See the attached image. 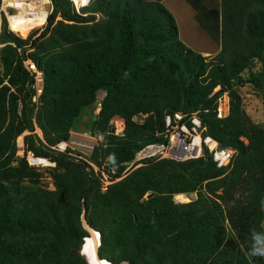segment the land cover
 Wrapping results in <instances>:
<instances>
[{"label": "trees", "instance_id": "1", "mask_svg": "<svg viewBox=\"0 0 264 264\" xmlns=\"http://www.w3.org/2000/svg\"><path fill=\"white\" fill-rule=\"evenodd\" d=\"M51 1L47 24L35 37L15 36L2 16L0 264H87L77 252L87 237L83 207L100 235L99 257L112 264H264L248 255L252 232L260 233L264 221V127L249 120L231 90L258 58L253 84L264 94V0H179L188 12L178 16L164 0H89L81 7L85 16L73 13L70 0ZM191 24L197 37L207 34L219 46L213 59L202 55L211 48L194 50L181 40L180 27ZM26 59L43 73L37 104ZM100 89L105 95L93 130L105 142L87 160L69 147L55 152L51 146L69 138L73 120ZM226 90L229 111L218 118L217 100ZM175 112H197L205 134L235 151L231 164L217 167L207 152L181 162L133 160L143 146L165 141V116ZM140 114L146 115L140 122L132 119ZM115 115L124 119L122 135L109 125ZM34 124L42 139L30 133L26 138L38 144L27 149L54 154L53 190L42 188L26 158L16 155L15 137ZM98 149L113 181L104 190ZM136 163L145 165L131 168ZM191 192L195 199L174 202L173 194ZM226 221L234 237L226 235ZM39 235L79 246L28 239ZM108 237L116 259L100 253Z\"/></svg>", "mask_w": 264, "mask_h": 264}, {"label": "rangeland", "instance_id": "2", "mask_svg": "<svg viewBox=\"0 0 264 264\" xmlns=\"http://www.w3.org/2000/svg\"><path fill=\"white\" fill-rule=\"evenodd\" d=\"M43 1V7L48 4V10H46L47 14L44 19L41 18H24L22 21H12L10 20L11 15H16V14H21L24 12L22 8H16L15 7H6L4 8V0H0V30H1V24H2V16L5 18L6 22V27L7 30H9L11 33H13L17 37L21 38H26L29 34L36 32L34 35L37 36L41 33V31L45 28L47 24V18L50 12L52 11V1L51 0H42ZM72 1L70 3V7L73 10L74 14L80 15V16H85L86 13L81 12V7L85 6L83 4L89 2V0H70ZM27 3H30L29 0H27ZM163 3L168 7V9L174 13L176 16L182 14L186 15L188 12V8L185 5L184 2L181 4L179 0H164ZM179 3V4H178ZM86 4V5H87ZM12 12H9L12 10ZM41 10H38L37 13H40ZM186 13V14H185ZM26 14H31V11H27ZM60 17H56V21L59 20ZM191 20V18L186 19V21ZM8 22V25H7ZM180 24V22H178ZM9 27V29H8ZM185 30H187V33H185ZM13 31V32H12ZM180 38L182 41H184L187 45L191 46L194 50H204L205 49L211 48L213 51L212 53H207L203 52L202 55L206 58V60H211L213 59L214 54L219 50V46L215 44L214 42H210V37L207 34H202V36L197 37L196 36V29L194 26L191 24L190 27H183V29L180 27ZM16 33V34H15ZM2 45L0 44V48ZM1 56V55H0ZM261 70V63L258 60V58H252L248 66L241 71L239 75V79L232 85L231 90H235L237 92L240 103H241V108L244 111V113L247 115L249 120L255 124H258L262 127H264V94L260 89H256L254 87L253 81L258 75V73ZM2 66L0 63V76L2 75ZM6 80V79H4ZM5 83V81H4ZM218 86L214 88V91L218 90ZM225 92L228 93V90ZM105 95V90L100 89L96 92V98L94 102L86 107H83L80 111V113L77 115V117L73 120V123L70 128L69 132V138L66 141H61L55 146H51L52 149H54L55 152H65V148L69 147L74 151L80 152L82 155H78L72 152H68L70 155H78L82 158L88 159V157L84 156H89L92 149L94 147H100L101 142H105L104 136L97 134V132H94V128L96 126V117L100 109V103L102 101L103 96ZM221 98V104L224 103V101L227 100L225 95ZM229 97V96H228ZM18 113H20V105L18 106ZM124 119L118 115L113 116L109 120V125L112 126L113 132H118L124 129ZM30 133H35L37 134L41 139H42V134L37 126V124H34V130L30 132L29 130L25 129L23 132H21L18 136L15 137L14 142H15V147H16V155L20 156L22 155L23 157L26 158L28 165L33 167V172L30 174L34 179L37 180L39 185L48 190H53L55 188L54 185V179H53V167L55 166V161H53V153H50L49 155L43 157V156H36L34 155L31 150L27 149L28 144L33 143V144H38L36 140H28L26 136H28ZM114 133V134H115ZM67 152V151H66ZM98 154L99 160L102 162L103 168H100V174L102 176V180L107 179L105 177H108L110 175L108 169H106L105 161L106 157H103L102 150L98 149ZM42 158V162H34L32 158ZM141 165V163H136V164H131V168H135ZM95 171H98L97 167H94ZM126 169H129L127 167ZM125 175V174H124ZM123 175V176H124ZM123 176L117 178L116 180L121 179ZM23 180H27L26 177H22ZM115 180V181H116ZM108 182L109 179L105 180V182ZM110 184V183H109ZM103 186V184H102ZM105 188H102L104 190ZM0 193V197H1ZM183 196L184 198H181L180 196ZM146 196V195H145ZM144 196V197H145ZM196 192H191V193H175L173 194V200L176 203H184V202H189L190 200H193L196 198ZM186 198V200H185ZM82 214L84 215V219L86 220L87 223V216L85 214V209L83 207V212ZM81 214V216H82ZM81 216H80V221H81ZM88 224V223H87ZM226 224V235L227 236H232L234 237V233L231 231L230 226L228 225L227 221L225 222ZM82 231L87 233V237H85V243L87 241V238L91 236V233H88L82 226ZM264 234V221L261 222V232ZM90 234V235H89ZM89 235V236H88ZM29 240H33L36 242H39L43 244L44 246H59L62 245V249H69L73 250L76 249L79 244L76 242H69L66 241L64 238L57 239V238H52L50 236H45V235H39V236H34L28 238ZM84 239V238H83ZM83 241V240H82ZM100 241V240H99ZM114 240L111 239L110 237L107 238V241L105 242V246L101 248L100 253L102 255H107L111 256L114 259L118 257V252L116 251V244L114 245ZM100 245V244H99ZM78 249V254L79 253ZM99 250V246H98ZM81 255V254H80ZM82 256V255H81ZM107 261V260H105ZM108 262V261H107ZM126 261H121L120 263H125ZM119 263V264H120Z\"/></svg>", "mask_w": 264, "mask_h": 264}, {"label": "built area", "instance_id": "3", "mask_svg": "<svg viewBox=\"0 0 264 264\" xmlns=\"http://www.w3.org/2000/svg\"><path fill=\"white\" fill-rule=\"evenodd\" d=\"M24 65L33 78L32 87L35 91L33 101L37 104L43 88V73L30 59H26ZM222 95H225L227 100L221 104L220 100L223 96L218 98L216 107V116L218 118H224L229 111L228 93L224 92ZM144 116L146 115H135L132 119L140 122ZM205 131L206 128L197 112L191 113L189 116L180 112H175L172 115L168 114L165 116V129L160 133L165 141L143 146L135 154L133 160L155 158L181 162L198 159L207 152L211 155L217 167L230 165L235 151L232 148L220 146L216 140L205 134ZM115 134L122 135L123 129ZM105 178L109 179L110 177ZM107 179L102 180V188H106L109 183L113 182L112 179L105 182Z\"/></svg>", "mask_w": 264, "mask_h": 264}, {"label": "bare ground", "instance_id": "4", "mask_svg": "<svg viewBox=\"0 0 264 264\" xmlns=\"http://www.w3.org/2000/svg\"><path fill=\"white\" fill-rule=\"evenodd\" d=\"M30 3H27V0H4V8L6 7H15L22 8L24 10L21 14L11 15L10 20L12 21H22L24 18H41L46 17V10H48V4L43 7L42 0H29ZM79 1V0H75ZM86 5V4H85ZM31 11V14H26L27 11ZM38 10H41L40 13H37ZM34 162H42V158H32ZM181 198H184L182 195ZM186 200V198H185ZM91 236L87 238L86 243L84 242L82 253L87 256L88 259L92 260V264H109V262L101 259L98 255V239L97 234L92 230H89ZM85 241V239H84Z\"/></svg>", "mask_w": 264, "mask_h": 264}, {"label": "clouds", "instance_id": "5", "mask_svg": "<svg viewBox=\"0 0 264 264\" xmlns=\"http://www.w3.org/2000/svg\"><path fill=\"white\" fill-rule=\"evenodd\" d=\"M252 246L248 252L249 256L264 258V234L252 232Z\"/></svg>", "mask_w": 264, "mask_h": 264}, {"label": "water", "instance_id": "6", "mask_svg": "<svg viewBox=\"0 0 264 264\" xmlns=\"http://www.w3.org/2000/svg\"><path fill=\"white\" fill-rule=\"evenodd\" d=\"M12 10H10L9 12H12ZM151 194H147L145 197L148 198L150 197ZM81 222H82V226L84 227V229L89 233V230H92L93 232H95L97 234V239H98V245L100 244V235H99V232L95 231L94 229H92L87 223H86V220L84 219V215L82 214L81 216ZM83 245L84 243H82L81 247H80V250H79V253L82 255V257L86 260L87 264H92V260L91 259H88L87 256H85L82 251H83ZM109 264H112L110 261H108ZM120 264H134L133 260H128L126 261L125 263H120Z\"/></svg>", "mask_w": 264, "mask_h": 264}]
</instances>
